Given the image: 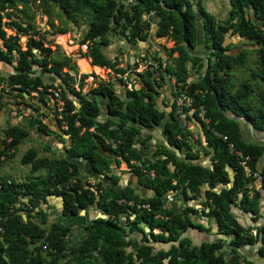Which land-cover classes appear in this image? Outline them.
Returning <instances> with one entry per match:
<instances>
[{"label":"trees","instance_id":"1","mask_svg":"<svg viewBox=\"0 0 264 264\" xmlns=\"http://www.w3.org/2000/svg\"><path fill=\"white\" fill-rule=\"evenodd\" d=\"M47 1L54 4L67 20H72L75 15L86 16V30L79 44L87 43L86 56L91 66L107 69L119 77L127 70L119 68L114 59L109 60L101 51L108 44L106 37L109 33L120 29L122 33L126 31L129 44L145 42L150 23H153L152 35L165 37L173 43L170 49L176 53L173 65L161 68L160 63L153 69L145 67L141 88L126 91L124 100L113 93L110 85L101 84L89 91L90 100L70 89L69 93L77 99L74 105L63 89L44 84L39 77H31L32 65L41 72L57 73L56 63L52 62L53 66L47 68L50 50L34 40L26 44L25 51L16 49V66L11 68L14 74L5 79L12 97L35 92L44 103L47 96L52 95L51 91L57 92L62 103L59 115L66 127L63 133L70 139L69 146L64 149L68 159L89 160L97 174L109 175L107 181L114 187L119 178L111 173L110 165L114 162L117 166L121 160L132 170L139 185L151 191L153 196L142 199L130 188L106 189L101 182H95L92 189L81 183L79 167L74 163L63 158L37 157V150L30 147L20 155L19 163L29 167V175L44 170L45 176L41 180L25 182L0 177V264H90L93 255V260L99 264H240L235 251L258 242L257 254L264 256V238L257 239L256 234H249V229L240 226L231 213V208H238L251 215L253 221L256 219L259 193L254 188V181L259 177L264 190V168H256L258 158L264 157V145L245 142L237 123L224 116L243 118L254 129L264 131V87L256 108H252L248 101L247 84L243 83L234 90L230 88L229 72L232 66L242 64L243 54L230 56L226 53L228 47L223 45L224 35L230 34L256 46L253 52L258 69L249 76L254 79L259 71V80L264 85V0H228L229 16L223 22L215 21L192 0H131V3L126 0H41L43 3ZM15 3L16 0H0V41L5 48L8 40L17 41L15 37H6L1 28L3 17L8 16ZM149 12L153 17L143 19L144 13ZM195 15L200 17L203 43L208 51L205 60L190 57L186 52V49H195ZM17 27L23 30L19 25ZM32 49L36 50L35 54L31 53ZM11 53L10 48L7 51L0 49V62L9 65L13 58ZM156 61L160 62V59ZM188 65L197 75L196 80L190 82H186ZM151 75L159 80H164V75L173 78L175 87L190 97L192 117L200 129L204 153L211 154L209 166L190 162L198 153L191 152L195 140L189 131L180 128L173 105L169 103L167 116L155 108L154 86L159 87V84L150 79ZM98 98L106 101L103 112L97 104ZM200 112L206 122L197 116ZM163 118L166 121L160 132L165 144L154 147L150 151L151 161L144 164L136 147L149 149L150 135L142 136L141 130L158 126ZM36 132L42 135L52 133L40 121L36 122ZM1 133L0 166L18 154L19 146L29 135L16 126L7 127ZM228 143L233 151L246 158L248 176L229 151ZM99 148L113 159L101 157ZM169 148L178 153L184 151V158L179 159ZM141 170L152 171L153 178H144ZM203 185L206 189L201 191ZM248 185L251 186L249 190ZM179 190L186 200L203 199L200 213L228 240V253L220 250L222 245L216 242L192 246L182 238L187 229L201 227L194 222L198 217L196 210L185 207L181 213H172L161 206L162 197ZM51 196L60 198L63 218L75 217L80 210L94 203L107 217L88 222L82 228V239L72 243L68 228L56 221L46 225L47 215L40 205ZM120 199L148 204L149 211L126 208L117 204ZM125 209H129L134 218L123 228L118 217ZM143 227L148 233L143 232ZM154 229H157L156 233L152 232ZM154 245L168 246L165 250H155ZM128 247L131 252H125Z\"/></svg>","mask_w":264,"mask_h":264},{"label":"rangeland","instance_id":"2","mask_svg":"<svg viewBox=\"0 0 264 264\" xmlns=\"http://www.w3.org/2000/svg\"><path fill=\"white\" fill-rule=\"evenodd\" d=\"M8 12V16L3 17L2 19L1 28L6 37H15L17 41L14 43L13 40H8L6 42L8 47L6 48L3 47V41H0V49L7 51L10 48L13 56L12 64L14 65L18 58L16 49L18 48L21 51L25 50L26 42L28 40L40 42L43 48H49L51 52L49 60L50 62L57 64L54 66V68L57 69V73L51 72L46 75L44 74V76H46L44 77V80L46 83L54 85V87L60 86L61 89L67 92L68 96H70L68 94L69 88H74L76 90L79 83L82 85V94H86L90 89L95 88L98 85L107 84L112 87L113 93L116 96L120 99H124V91L126 89L128 90V86L135 89L139 88L141 77L144 78L145 67H151V69H153L154 67L159 66L160 63L161 65L164 63L166 66H172L174 63L173 59L176 57V53L170 52L173 43L165 37L155 38L152 35L153 32L149 31V35L145 42L129 44L125 35L126 31L122 33L119 29L117 32H111L107 35L106 38L108 44L103 49V53L109 58V60L114 59L119 68L127 70L123 77L118 78L111 73V71L98 67L92 71V73L84 72L80 68V62L85 61L90 65V60L86 56V49L83 45H79V41L87 25L85 15H75L72 20H67L54 4L48 1L43 3L41 0H16L15 7ZM17 25L23 30H19ZM63 36H66V45L71 49L70 51H66L62 43L58 40V38ZM248 45L252 46L250 43H248ZM234 46L237 47V44H230L227 47L235 48ZM193 51H195V49ZM32 52L35 53V50H32ZM205 54L207 55L208 51H206ZM140 55L143 57H140ZM157 58L160 59V62L156 61ZM256 59V57L253 58L254 62L248 63L247 66H244V63L239 66H234L229 72V85L232 90L236 89L243 83L249 84L248 86L251 90L249 102L253 108L258 106L260 100H257V98H259L257 84L253 83V78H250L249 76L251 71L254 72L258 69ZM187 68L189 81L196 80L197 75L195 69L190 68L189 65ZM195 75L196 77L194 78ZM81 76H84L83 81L80 79ZM0 78H2V81H0V137L2 136V129L11 125L20 126L31 134L28 136L29 139L19 147L18 154L13 159L7 160L0 166V177L7 176L17 182L41 180L45 176V171L40 170L35 174L29 175V167L21 165L18 157L27 148L34 147L38 152L37 157H46L48 159L64 158V148L69 145V136L63 133L64 128H60L59 125L61 124H58L55 121V119L59 117L56 114L61 106L55 101L53 94L47 96L44 104L34 93H19L21 97H12L10 94V87L7 86V81H5L7 74L0 71ZM166 79L169 80L170 78L167 77ZM158 84L160 88L156 89L155 107L158 108V106L161 105L163 106L162 111L167 112L166 108L169 105V99L171 97L169 93L170 84L169 81L166 83L164 80L158 81ZM13 93L18 94L17 92ZM98 102L102 112L104 110L105 101L99 100ZM54 104L57 106V110L54 109ZM191 119L196 123L193 117L189 118L190 121H192ZM37 120H40L41 123L45 124V126H47V128L54 134L50 136L37 134L35 129ZM156 127L157 126H153L152 128H155V131H157ZM198 128H195L194 126L192 129V134L194 136L193 140H195V148L197 147L199 150L198 146L202 145V150L200 152L201 156L197 153L196 159L193 160L194 163H198L199 158H206L205 155H207L204 153V142L202 140V135L198 132V130L200 131ZM160 134L161 132L158 130L154 137L150 135L148 142L150 143L153 138L154 145L164 143V139H162ZM136 148L143 159V163L148 164L151 161V156L146 154L145 150L141 151L139 146ZM46 150L47 152H45ZM113 164L115 165L114 162ZM110 169L115 175L117 171H120V174L117 173L119 178H131L129 185H131L133 189L136 188L139 196L148 192L147 189L138 185L137 179L134 178L132 171L128 170L127 166L121 162V160H119V163L115 168L113 167ZM80 176H82L81 172ZM247 189H251V186L247 187ZM176 193L180 194V190ZM21 200L23 202L25 201L24 198ZM164 202L168 209H170L171 203L174 202L179 207V210L184 206L187 207L189 205V208L197 211L199 223H206V231L209 233L212 227V222L200 213L203 209V199L201 197L189 200L182 197H174L171 201L165 200ZM58 207V200L55 201L54 199H48L42 203L41 209L47 214L46 225L54 220H58L56 222L69 228L71 231V236L69 237L70 242L74 243L77 240L82 239V228L88 224L87 214L82 212V214L79 215L81 218L78 215L75 218H60L57 214ZM100 214L101 213L97 211L95 216H100ZM22 218L25 219L24 215H22ZM192 218L194 219V217ZM236 218L242 220V216H237ZM142 230L145 234L148 233L147 228L143 227ZM154 231L156 232V230ZM137 238L139 239V235ZM153 248L155 250H165L167 247L161 246L159 249H156L157 245H154ZM93 258H95V255L92 256L89 263L99 264L98 262H95Z\"/></svg>","mask_w":264,"mask_h":264},{"label":"crops","instance_id":"3","mask_svg":"<svg viewBox=\"0 0 264 264\" xmlns=\"http://www.w3.org/2000/svg\"><path fill=\"white\" fill-rule=\"evenodd\" d=\"M192 2H198L200 4V7L203 9V11L208 14L209 16H211L215 21H219V22H223L224 20H226L229 16V10H230V5H229V2L228 0H192ZM249 13H251V11H249ZM250 19H252V16L249 17ZM201 23V22H200ZM254 24H257V21H253ZM196 39V38H195ZM241 43V44H240ZM248 41L244 40V39H241L239 38L237 35H230V34H225L224 35V40H223V45L224 46H228L230 44L232 45H236L237 44V47L234 46L235 48H227V51L226 53L228 55H232V56H236L238 54H243V60H242V64L244 66H247L248 63L250 62H254L253 58H255V54H254V50L256 49V46L252 45V46H249L248 45ZM240 44V45H239ZM251 44V43H250ZM239 45V46H238ZM195 48H201V45H198L196 46L195 45ZM195 51H197V49H195ZM202 52V51H201ZM140 57H143L142 55H140ZM162 66L165 67V64L162 63ZM235 66V65H234ZM232 66V68L234 67ZM163 68V67H161ZM253 72V71H251ZM250 72V73H251ZM249 73V74H250ZM259 71L256 73L255 75V79H253V83H256L259 87L257 88V91L260 92L258 95H259V98H257V100H259L261 98V88L264 87V85H262V82L259 80ZM167 75H164V82L167 83V81H169V84L171 83V78L170 80H167L166 77ZM196 77V75L194 76V78ZM186 82H190L189 79H187ZM168 84V85H169ZM246 84V83H244ZM249 85V84H247ZM170 87V86H169ZM234 90V89H233ZM250 89H249V96H248V101H249V97H250ZM170 93V92H169ZM260 101V100H259ZM169 103H170V99H169ZM250 103V102H249ZM252 107V106H251ZM156 108V107H155ZM162 108L163 106H158V110L159 111H162ZM253 108V107H252ZM167 112H164L165 115L168 113L169 111V107L167 106ZM167 116V115H166ZM195 128H198V125L194 124ZM241 132H242V135L241 137L243 138V140L245 142H252L255 138H259L260 139V142L259 143H262L264 145V131H260L257 133V136L252 132V130L250 129V127L248 126V124L246 123H243L241 122ZM5 129V128H4ZM199 129V128H198ZM3 130V129H2ZM156 132L155 131V134H149V135H152V137H154L156 135ZM199 134H201V132L198 130ZM31 135V134H30ZM161 135V134H160ZM163 139V138H162ZM149 143V142H148ZM162 144H165V143H162ZM150 148L149 149H144L143 147L139 146V149H141V151H146V154H148L150 156V151L157 146L154 145V140L153 138L151 139L150 143ZM202 146V145H201ZM201 146H198L199 147V150L198 148L196 147L195 148V145H192V148H191V152L194 153V151H198V154H200L201 156ZM138 147V146H137ZM204 148V147H203ZM181 153V154H180ZM179 153L181 159L184 158V155H185V152L184 151H181ZM211 154H207L205 155L206 158L202 157V159L199 158V162L198 163H195V164H200L202 166H209L210 164V161H209V157H210ZM20 157V156H19ZM19 157H18V160H19ZM191 163H194V161H190ZM115 166V165H114ZM256 168L258 170H261L262 168H264V157H261V158H258V161H257V164H256ZM80 172L82 174V176H80ZM118 174H120L121 172L120 171H117ZM116 173V176H118V174ZM231 175L232 173L229 172V178H231ZM78 177H80V181L81 183H84L85 181H88L89 183L93 184L95 181L94 179H90L89 177H87L82 168H79V173H78ZM119 177V176H118ZM120 181V183H119ZM131 181V178H126V177H120L119 180H118V183L117 185L114 187L113 185L109 184L110 185V188H114L116 190H118L119 188L121 187H128L130 189H132L133 191H136V188L133 189V187L131 185H129V182ZM93 182V183H92ZM108 182V181H107ZM254 188L258 191L259 193V201H258V212H257V215H256V219L255 221L252 220V217L251 215L249 214H246L244 212H242V210L238 209V208H231V213L235 219V221L240 224V226L244 227V228H248L249 229V234L251 235H255L256 234V238L259 239L260 237H263L264 238V190H261L258 186V182L257 181H254ZM206 189V186L203 185L202 186V189L201 191L205 190ZM138 194V192H137ZM139 195V194H138ZM249 195H251V193H249ZM150 196H152V192L151 191H148V192H145V194H141V198H150ZM174 197V196H173ZM48 199H54L55 201L58 200L59 202V199L58 198H53V197H47L46 200ZM163 203V202H162ZM172 204V203H171ZM174 204H176L174 202ZM171 206V205H170ZM177 209H179V207L176 205ZM171 208V207H170ZM87 210V211H86ZM83 213H86L87 214V220H89V215H91V211H93L94 213V216L96 215V212L97 210H95V208L93 206H91V208H87ZM173 209H171L172 211ZM100 212V211H98ZM235 213V214H233ZM79 216V214H78ZM237 216H242V220H238L236 217ZM77 217V216H75ZM75 217H72V218H75ZM81 218V216H79ZM78 217V218H79ZM263 217V218H261ZM71 218V217H70ZM83 220V219H82ZM197 220V221H196ZM199 219L196 218L195 219V223L197 225H199L201 227L200 228H189L187 229V231L182 235V238L184 239H187L190 244L192 246H196L198 244H200L202 242V240L206 237H211V238H214L213 240V243H219L220 245H222V248L220 250H224L225 252H229V249H228V240L225 239L223 236H221L219 233H218V230L216 228L215 225H213L212 223V227L209 231V233L206 231V223L202 222V223H199L198 221ZM214 226V228H213ZM67 228V227H66ZM69 229V228H68ZM217 231V232H216ZM83 233V232H82ZM175 245V244H174ZM167 247L168 245H157V248L156 249H159L160 247ZM259 246V242L258 243H255L253 245H246V246H241L239 247L235 253H236V256H237V261L240 263V264H264V256H259L257 254V247ZM131 248H125V252H131ZM221 252V251H220ZM231 257V255L229 256Z\"/></svg>","mask_w":264,"mask_h":264},{"label":"flooded vegetation","instance_id":"4","mask_svg":"<svg viewBox=\"0 0 264 264\" xmlns=\"http://www.w3.org/2000/svg\"><path fill=\"white\" fill-rule=\"evenodd\" d=\"M86 30V29H85ZM85 32V31H84ZM84 32H83V34H84ZM83 36V35H82ZM81 39H82V37H81ZM80 39V40H81ZM58 40L62 43V45L64 46V49H66V51H70L71 49L70 48H68L67 47V45H66V36H63V37H61V38H58ZM30 40H28L27 42H26V44L29 42ZM80 42V41H79ZM80 46H84V48L86 49V51H87V48H86V46H87V43H84V44H79ZM43 48V47H42ZM49 49V48H48ZM103 49L104 48H101V51H102V53H103ZM25 50H26V48H25ZM25 50H23V51H25ZM32 50H35V49H32ZM32 50H31V53H33L32 52ZM1 51H3V50H1ZM21 51V50H20ZM35 53H36V50H35ZM35 53H33V54H35ZM51 53V52H50ZM104 54V53H103ZM105 55V54H104ZM49 56H50V54H49ZM49 56H48V58H47V61L49 62V64H48V66H47V68H49V67H52L53 65H51L52 64V62H50V60H49ZM106 56V55H105ZM107 57V56H106ZM108 58V57H107ZM90 60V59H89ZM12 61H13V59H12ZM11 61V63L9 64V66H10V68H13L14 66H16V61H15V64L13 65L12 62ZM89 65V64H88ZM89 66H91V64L89 65ZM92 68H91V71H94L97 67H95V66H91ZM86 68L88 69V67L86 66ZM98 70V69H97ZM146 69H144V71H145ZM0 71H2L3 73H5V74H7V77L8 76H10V75H13L14 74V71L11 69V72L10 73H6V72H4V70H3V68H0ZM31 71H33V74L31 75V77H39L40 79H41V81L44 83V84H50V83H46L45 82V80H44V77H46V76H44V74L46 75V74H49V73H51V72H41L38 68H37V66L36 65H32V67H31ZM92 73V72H91ZM116 77H118V78H120L119 76H117V75H115ZM155 76H156V74H155ZM123 77V76H122ZM82 81L84 80V76H81V78H80ZM150 79L152 80V81H154L155 80V82H157V84H158V81H161V80H159V79H157L156 77H154V75H151V77H150ZM52 85V84H51ZM80 85V86H79ZM107 85V84H106ZM54 86V85H53ZM141 86H142V84H141V82H139V88L138 89H140L141 88ZM79 87H81V88H79ZM111 87V86H110ZM55 88H57V89H59L60 88V86H57V87H55ZM96 88V87H95ZM112 88V87H111ZM157 88H160V87H156V86H154V89L156 90ZM61 89V88H60ZM70 89H73L75 92H80V94L81 95H83V96H85L86 95V99L87 100H90L91 98H92V95L91 94H89V91L91 90H89L86 94H82V85H81V83H79L78 84V86H77V89L75 90L74 88H69V90ZM93 89V88H92ZM132 89H135V88H130L129 90H125L124 91V96H125V92L126 91H130V90H132ZM38 90H40V89H38ZM69 90H68V94L70 95V96H68L67 95V92H66V97L70 100V101H72L73 103H74V105H76L77 104V99L71 94V93H69ZM52 93L51 94H53L54 95V97H55V101L57 102V103H59L60 104V106L62 107V103L58 100V97H57V92L56 91H51ZM31 93H34V94H36L35 92H30V93H27V94H31ZM37 95V94H36ZM38 97V96H37ZM119 98V97H118ZM38 99H39V97H38ZM120 99V98H119ZM125 99V98H124ZM124 99H120V100H124ZM99 100H101V101H105V100H102L101 98H98L97 99V104H98V106H99ZM106 102V101H105ZM44 104V103H43ZM155 105V104H154ZM100 107V106H99ZM54 109L55 110H57V106L54 104ZM61 109V108H60ZM104 109H105V106H104ZM60 111V110H59ZM59 111L57 112V116H59L57 119H55V121L58 123V124H61V125H59V127L61 128H64V130L66 129V127H65V124L63 123V121H62V119H61V116L59 115ZM103 112V111H102ZM37 121H40V120H37ZM36 121V122H37ZM40 123H41V121H40ZM41 124H43V123H41ZM43 125H45V124H43ZM13 126H16V127H19V128H21L20 126H17V125H11V126H9V127H13ZM46 128H47V126H46ZM23 129V128H22ZM35 129H36V126H35ZM48 129V128H47ZM25 130V129H24ZM49 130V129H48ZM63 130V131H64ZM144 131H142L141 130V135L142 136H146V135H144V134H147V135H149L150 133H148V132H146V129H143ZM27 131V130H26ZM28 132V131H27ZM52 132V131H51ZM28 134H29V132H28ZM37 134H39V133H37ZM54 133L52 132L51 134H49V135H44V136H50V135H53ZM30 135V134H29ZM28 135V136H29ZM40 135H42V134H40ZM68 136V135H67ZM29 139V138H28ZM27 139V140H28ZM26 140V141H27ZM25 141V142H26ZM69 141H70V139H69ZM22 146V145H21ZM69 146V145H68ZM20 147V146H19ZM30 148V147H29ZM67 148V147H66ZM66 148H64V149H66ZM28 149V148H27ZM65 157H67L66 156V153H65V151H64V158ZM63 158V159H64ZM113 158V157H112ZM178 158L179 159H181V157H180V155L178 156ZM54 159H59V158H54ZM114 168H115V166H114ZM111 170V169H110ZM128 170H130L129 168H128ZM130 171H132V170H130ZM112 173V172H111ZM113 174V173H112ZM132 174L134 175V173L132 172ZM115 175V174H114ZM109 176V175H108ZM106 177V179H107V176H105ZM118 177V176H117ZM119 178V177H118ZM134 178L135 179H137L136 177H135V175H134ZM91 179V178H90ZM94 182V183H93ZM92 183L93 184H91V183H89L88 181H85L84 183L85 184H87L88 186H90L92 189H94V185H95V182H99V181H97V180H95V181H93ZM137 182H138V180H137ZM138 185H139V183H138ZM141 186V185H140ZM124 187H126V186H124ZM124 187H121V188H124ZM128 188V187H127ZM132 190V189H131ZM134 193V192H133ZM176 193V192H175ZM174 194V193H173ZM180 194H181V191H180ZM172 195V194H171ZM182 195V194H181ZM138 197H139V195H137ZM153 196V195H152ZM151 196V197H152ZM168 196V195H167ZM166 196V197H167ZM51 197H53V198H58L59 199V207H58V210H57V214H58V216H60V218H63V217H61V215H60V198L59 197H54V196H51ZM139 198H141V197H139ZM182 198H184L183 196H182ZM143 199V198H142ZM120 200H122L123 202H132V203H134V204H139V203H136V202H134V201H126V200H124V199H120ZM166 201H168V199L166 198ZM161 202H162V200H161ZM95 204V203H94ZM94 204H92L91 206H93ZM123 206H125L126 208H129V209H134V208H130V207H128V206H126V205H124V204H122ZM91 206L90 207H88V209L89 208H91ZM161 206L162 207H166V204H163V203H161ZM42 207V205H40V208ZM186 206H184L183 208H185ZM188 207V206H187ZM167 208V207H166ZM183 208L181 209V210H179V209H176V211H175V213H181V211L183 210ZM189 208V207H188ZM129 209H125V212H123V213H121L120 215H119V217H118V219L120 220V222H121V226L123 227V228H126L125 227V225L127 224V222H131L132 220H133V218H134V215L133 214H131V212H130V210ZM168 209V208H167ZM43 210V209H42ZM95 210H97V211H100V213H101V210L100 209H98V207L95 209ZM169 211H171V208L170 209H168ZM81 211V210H80ZM79 211V212H80ZM172 212V211H171ZM45 213V212H44ZM173 213V212H172ZM47 215V214H46ZM107 217V216H106ZM105 217V218H106ZM67 218V217H66ZM96 218H103V215H102V213L100 214V216H94V219H96ZM47 220V219H46ZM54 221H58V220H54ZM53 221V222H54ZM52 223V222H51ZM50 224V223H49ZM154 230H156V232H157V229H154ZM152 231L153 233H156L155 231ZM138 235H136V237H137ZM137 240H139L138 238H137Z\"/></svg>","mask_w":264,"mask_h":264},{"label":"water","instance_id":"5","mask_svg":"<svg viewBox=\"0 0 264 264\" xmlns=\"http://www.w3.org/2000/svg\"><path fill=\"white\" fill-rule=\"evenodd\" d=\"M195 31H196L195 45L196 46L201 45V48L202 49L195 48V49H197V51H190V50H187L186 49V52H187L188 56H190V57L196 56V57H199V58H202V59L205 60V57H206V54L205 53L207 51V48H206V45L203 43V38H202V25L200 23V17H199V15H195ZM0 68H3L4 72H6V73H10L11 72L10 66L7 65V64H5V63L0 62ZM224 116L227 117L228 119H232L233 121H235L237 123V127L239 129L240 135H242V132H241V127H242L241 126V122L248 124V126L250 127V129L252 130V132L256 136H257V133L260 132L259 130L254 129L253 126H252V124L249 121H247V120H245L243 118L231 117L228 114H224ZM165 121H166V118H163L162 119V122L156 127L157 131L158 130H159V132L161 131V129H162L163 124L165 123ZM146 132H148L150 134H155V128H147L146 129ZM252 142H260V139L259 138H257V139L255 138ZM169 149H170V151H172L176 155V157L179 156V153H178V151L176 149H173V148H169ZM98 154L101 157L105 158L106 160H111L112 159V156L109 155L108 153L104 152L101 148L98 149ZM259 158H261V157H259ZM64 159L65 160H68V161H70L72 163H74L79 168H82L84 174L87 177L101 182L103 184L104 188H106V189L110 188V185L108 184L106 177L103 176V175L97 174L94 171V169H93V167H92V165H91V163H90L89 160L83 159V158L68 159L67 157H65ZM121 162H123V161H121ZM113 167H114V164L111 163L110 168H113ZM78 178H80V177H78ZM219 187H221V186H219ZM261 190H263V189H261ZM133 192H134L135 195H138L136 191H133ZM152 195H153V193H152ZM172 196L178 197V198H181L182 197V195L179 194V193H174V194H172ZM161 200H162L163 204H165L164 201L166 200V196L162 197ZM93 207L96 209L97 208V205L94 204ZM170 207H171V209H173L172 212L175 213V211L177 209L176 204L172 203ZM86 209L87 208L81 210L78 214L79 215L82 214V212H84ZM91 220H94V213H93V211H91V215H89L88 222H90ZM213 240H214V238H211V237L208 236V237L204 238L201 243H213ZM198 245H196V246H198Z\"/></svg>","mask_w":264,"mask_h":264},{"label":"built area","instance_id":"6","mask_svg":"<svg viewBox=\"0 0 264 264\" xmlns=\"http://www.w3.org/2000/svg\"><path fill=\"white\" fill-rule=\"evenodd\" d=\"M126 3H131V0H126ZM153 17V13L149 12V13H144L143 15V19L145 20H149L150 18ZM155 30V25L153 23H150V30L151 32H154ZM162 66V65H161ZM164 68V66H162ZM170 80V79H169ZM130 89V87L128 86V90ZM170 105H173V113L174 116L177 120V122L179 123V126L181 129L189 131L192 135V138L194 139V136L192 134V129L194 127V121H190L188 119L192 117V101L190 99V97H188L183 91H180L177 89V87H175L174 85V79L171 78V83H170ZM197 116L200 118V120H202L203 122H206L203 117H202V112L198 113ZM214 135L220 137L223 141L226 140V138L224 136H220L214 133ZM227 147L229 149V151L231 153H233L234 156H236L237 161H238V165L241 166L243 173L245 174V176H248V169L246 167L245 161L246 158H242L241 155L238 152L233 151V148L231 146V144H227ZM141 173L143 175L144 178H149L152 179L153 178V172L152 171H145V170H141ZM260 178L256 177L255 181L258 182V186L259 188H261L260 186ZM6 183H8V181H6ZM248 187H250L248 185ZM251 196V195H249ZM168 201H171V199L173 198V196L171 194H169L167 197ZM117 204H124L130 208H134L135 210L138 211H149V206L148 204H134L132 202H123L122 200H118ZM189 206V205H188ZM17 207V205H16ZM102 213V212H101ZM106 216L103 215V218H105ZM2 231V229L0 228V232Z\"/></svg>","mask_w":264,"mask_h":264},{"label":"bare ground","instance_id":"7","mask_svg":"<svg viewBox=\"0 0 264 264\" xmlns=\"http://www.w3.org/2000/svg\"><path fill=\"white\" fill-rule=\"evenodd\" d=\"M79 65H80V68H81L84 72H90V73L92 72V71H91V68H92V67L89 66L88 63H86L85 61H81ZM86 66L88 67V69L86 68Z\"/></svg>","mask_w":264,"mask_h":264}]
</instances>
